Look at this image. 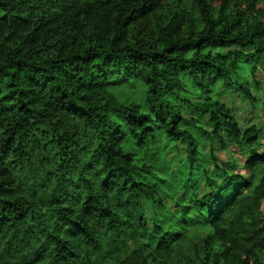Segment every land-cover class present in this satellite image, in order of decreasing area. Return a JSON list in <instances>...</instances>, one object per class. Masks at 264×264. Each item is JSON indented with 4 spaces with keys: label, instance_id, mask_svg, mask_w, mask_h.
Returning a JSON list of instances; mask_svg holds the SVG:
<instances>
[{
    "label": "trees",
    "instance_id": "obj_1",
    "mask_svg": "<svg viewBox=\"0 0 264 264\" xmlns=\"http://www.w3.org/2000/svg\"><path fill=\"white\" fill-rule=\"evenodd\" d=\"M256 70L264 0H0V264H264Z\"/></svg>",
    "mask_w": 264,
    "mask_h": 264
},
{
    "label": "rangeland",
    "instance_id": "obj_2",
    "mask_svg": "<svg viewBox=\"0 0 264 264\" xmlns=\"http://www.w3.org/2000/svg\"><path fill=\"white\" fill-rule=\"evenodd\" d=\"M247 79L249 78L248 76L246 77ZM256 80H258L260 88L263 91L264 94V77L261 75V73L259 72V70H256ZM253 93L255 94V92L253 91ZM257 101L258 104L256 106V108H251V106L249 104H247L246 102H244L242 100V98L235 94V93H231L229 96H222L221 97V101L223 103H225L229 109L234 113V115L236 116L241 128L245 129L246 127H248L249 124H257L256 120L258 118H261L259 116H261L263 114L264 111V95L263 97L257 96ZM201 123L203 124V126L206 129H209L210 126L207 124V122H205V120H202ZM260 123V122H259ZM261 127V126H260ZM264 146V140L262 138H260L259 141V145L257 146L258 150H261V148ZM181 149H183V147H181ZM218 162L220 164L221 167H224L226 164H230V163H234L236 166V171L239 174H248L244 169H243V162H244V152L237 150L233 145L229 146L228 149H226L225 151H221V150H217L215 153ZM185 156L184 152H181L180 155V159H183ZM173 156H169L167 158L168 162L173 163L172 159ZM173 170H175V167L172 168ZM166 204L168 206V208H170L171 210H173V205L172 202L167 200ZM261 211L262 214L264 216V201H262L261 204Z\"/></svg>",
    "mask_w": 264,
    "mask_h": 264
},
{
    "label": "water",
    "instance_id": "obj_3",
    "mask_svg": "<svg viewBox=\"0 0 264 264\" xmlns=\"http://www.w3.org/2000/svg\"><path fill=\"white\" fill-rule=\"evenodd\" d=\"M260 126H261V125H260V123L258 122V123H257V129H259V128H260Z\"/></svg>",
    "mask_w": 264,
    "mask_h": 264
},
{
    "label": "crops",
    "instance_id": "obj_4",
    "mask_svg": "<svg viewBox=\"0 0 264 264\" xmlns=\"http://www.w3.org/2000/svg\"><path fill=\"white\" fill-rule=\"evenodd\" d=\"M246 171V170H245ZM242 175V174H241ZM243 175H246V174H243Z\"/></svg>",
    "mask_w": 264,
    "mask_h": 264
}]
</instances>
